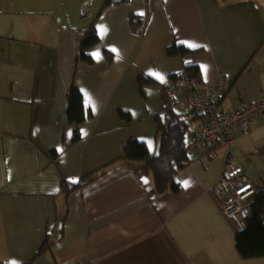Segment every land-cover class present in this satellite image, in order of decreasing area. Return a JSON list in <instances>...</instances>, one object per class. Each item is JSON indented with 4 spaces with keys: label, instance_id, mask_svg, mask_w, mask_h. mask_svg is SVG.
Returning <instances> with one entry per match:
<instances>
[{
    "label": "crops",
    "instance_id": "1",
    "mask_svg": "<svg viewBox=\"0 0 264 264\" xmlns=\"http://www.w3.org/2000/svg\"><path fill=\"white\" fill-rule=\"evenodd\" d=\"M93 26L89 62L81 44ZM173 43L203 51L169 57ZM187 63L199 65L197 89H215L221 110L264 97V0H0V264H264L240 255L244 223L214 191L228 161L264 189L262 115L249 133L233 128V144L221 137L190 150L180 194L159 195L151 172L121 163L62 191L64 180L81 183L119 159L129 139L158 152L165 86L179 84L172 75ZM140 73L158 84L141 87ZM73 85L79 124L68 114ZM188 120L189 144L207 117Z\"/></svg>",
    "mask_w": 264,
    "mask_h": 264
},
{
    "label": "trees",
    "instance_id": "2",
    "mask_svg": "<svg viewBox=\"0 0 264 264\" xmlns=\"http://www.w3.org/2000/svg\"><path fill=\"white\" fill-rule=\"evenodd\" d=\"M130 23L133 30H141L143 19L137 15L130 16ZM99 41L96 28L91 27L86 33L81 44V59L92 61L90 55L86 54V49L92 44ZM203 48H191L185 44L173 43L166 49L169 57L178 56L184 58L188 55L200 54ZM108 58L110 52L106 51ZM188 78L197 87L202 81L200 67L196 63H187L184 73L181 75H172V80L178 82L183 75ZM138 81L141 87L144 85H157L158 82L152 77L140 73ZM69 97V118L75 124L81 123L85 119L83 96L80 90L73 85L68 93ZM121 117L131 121L128 112L121 111ZM157 132L160 136V146L156 153H151L145 141L137 138L129 139L123 145L122 156L112 163L102 167L95 173L85 177L81 183L62 182V191L74 190L80 184H86L94 180L103 173L107 167L115 163L129 165L133 168L141 167L151 172L154 179V185L159 195L167 193L180 194L182 186L177 180L178 171L184 169L190 162V150L188 149L189 120L181 117V112L177 107L167 105L163 115L155 117ZM80 135L78 129H75L73 141L76 142ZM53 156L56 152L53 151ZM50 244L45 242L41 252L45 251ZM236 246L240 255L245 259L257 258L264 256V189L258 190L253 196L252 210L247 217L244 227L236 233Z\"/></svg>",
    "mask_w": 264,
    "mask_h": 264
},
{
    "label": "built area",
    "instance_id": "3",
    "mask_svg": "<svg viewBox=\"0 0 264 264\" xmlns=\"http://www.w3.org/2000/svg\"><path fill=\"white\" fill-rule=\"evenodd\" d=\"M183 88L187 90L184 91ZM165 89L168 105L177 107L182 118L188 120L199 114L207 117L206 123L192 134L189 150L215 144L221 137L225 138L228 145L233 144V128L239 127L243 132L249 133L252 120L257 115L264 116V97L250 99L238 109L221 110L219 93L215 89L198 91L186 74L179 80L178 85L168 83ZM214 191L222 201L224 214L245 223L252 210L256 186L245 174L243 167L228 161ZM82 264L91 263L83 261Z\"/></svg>",
    "mask_w": 264,
    "mask_h": 264
},
{
    "label": "snow or ice",
    "instance_id": "4",
    "mask_svg": "<svg viewBox=\"0 0 264 264\" xmlns=\"http://www.w3.org/2000/svg\"><path fill=\"white\" fill-rule=\"evenodd\" d=\"M190 47H196V45H190ZM113 51H115V49H113ZM97 55V58H98V54H96ZM206 70V69H205ZM153 75H156L155 73H153ZM145 182H147V181H145Z\"/></svg>",
    "mask_w": 264,
    "mask_h": 264
}]
</instances>
